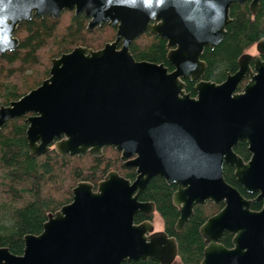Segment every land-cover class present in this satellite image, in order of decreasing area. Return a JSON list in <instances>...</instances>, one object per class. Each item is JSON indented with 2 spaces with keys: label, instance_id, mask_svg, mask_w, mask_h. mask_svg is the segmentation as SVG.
Masks as SVG:
<instances>
[{
  "label": "water",
  "instance_id": "95a60500",
  "mask_svg": "<svg viewBox=\"0 0 264 264\" xmlns=\"http://www.w3.org/2000/svg\"><path fill=\"white\" fill-rule=\"evenodd\" d=\"M248 0H0V55L15 50L19 24L65 11L84 14L87 29L108 24L114 40L97 50L76 46L51 60L48 76L19 99L0 105V131L26 116L31 156L47 154L100 157L104 148L120 154L129 180L108 172L94 187L78 182L71 201L48 214L39 234L23 237L22 253L0 247V264H124L155 259L172 264L174 237L155 231L153 222L135 223L155 212L139 196L149 180L175 185L172 204L183 225L196 205L222 208L199 233L205 242L200 264H264V38L257 55L245 53L238 69L220 83L202 79L205 47L218 45L234 3ZM260 0H249L255 15ZM145 31L166 41L172 66L136 60L129 47ZM194 82L195 96L185 92ZM240 90L238 84L245 80ZM245 141L250 156L234 151ZM233 168L236 181L260 210L223 176ZM231 235V247L220 239Z\"/></svg>",
  "mask_w": 264,
  "mask_h": 264
},
{
  "label": "trees",
  "instance_id": "16d2710c",
  "mask_svg": "<svg viewBox=\"0 0 264 264\" xmlns=\"http://www.w3.org/2000/svg\"><path fill=\"white\" fill-rule=\"evenodd\" d=\"M225 35L213 48L206 47L201 59L206 68L202 79L215 83L222 82L228 74L238 69V59L246 50L264 38V0L259 1V10L252 16L247 1L234 3L229 11ZM88 18L84 14H72L69 24L58 28L55 19L48 16L24 21L16 28L18 47L0 55V62L7 66L18 65L20 82L0 79V105L19 99L31 89L37 87L48 75V68L41 65L44 61L59 57L73 47L87 45L84 36ZM108 25V24H104ZM103 25V26H104ZM102 26V27H103ZM107 43V42H106ZM97 50L101 48L94 45ZM88 48V47H86ZM45 50V51H42ZM129 50L136 60H145L164 64L169 70L172 66L166 60V41L150 32L133 41ZM185 82V92L195 96L194 82ZM243 82L238 85L240 90ZM26 116L8 121L0 131V247H7L13 254H21L23 237L37 235L50 213L71 201L73 187L81 181L95 184L94 177L109 171L110 161L103 162L101 157L59 155L51 149L45 155H30L26 139ZM235 153L244 161L249 159L247 144L239 141L234 147ZM91 156V155H90ZM92 157V156H91ZM223 176L227 183L235 187L245 198L252 199L251 210L261 209L262 201L254 200L255 194L246 193L236 181L233 168L223 165ZM123 177L133 180L135 173L130 170ZM175 185H168L159 177L149 180L139 200L153 202L155 211L163 222V231L174 237L178 245L179 264H200L205 242L199 233L200 226L211 215L217 213L221 204L206 202L196 205L192 215L183 225L181 232L175 230L179 217L177 208L172 204ZM136 222L139 218L136 217ZM231 235L224 233L220 242L231 247ZM124 264H159L155 259L138 260Z\"/></svg>",
  "mask_w": 264,
  "mask_h": 264
},
{
  "label": "rangeland",
  "instance_id": "374dc122",
  "mask_svg": "<svg viewBox=\"0 0 264 264\" xmlns=\"http://www.w3.org/2000/svg\"><path fill=\"white\" fill-rule=\"evenodd\" d=\"M73 13H74L73 11H65L58 18H55V21H57V23L59 24L58 28H60V30L64 29L69 24L70 17ZM87 31L88 33H86L84 36V41L86 42L87 45H79V46L95 48L94 45H99L100 47H102L106 42L108 43L113 41L115 37V28L110 25H104L103 27H95L91 30L87 29ZM246 52L250 54H256L255 47H251L249 51ZM40 62L42 66H44L45 64L49 71V68L51 66V59L49 61H44V58L40 56ZM25 69L26 68L18 70L17 64H14L13 66H7L5 62H0V79H2L3 81H9L11 79L12 82H17V81L20 82L21 76H19V74ZM93 157L94 155L89 153V156L85 157V163L88 162V158L91 159ZM100 157L102 158L104 163L110 161L111 167L109 171L100 173L99 175L94 177V181L96 183L98 181H101L105 177V175L110 171H117L121 176H123V174L131 170L122 167L120 161V154L117 151H115L112 147L104 148L102 151V155ZM152 222L155 231L163 230V222L157 213L152 214ZM173 264H179V259L176 258Z\"/></svg>",
  "mask_w": 264,
  "mask_h": 264
},
{
  "label": "flooded vegetation",
  "instance_id": "af4514ba",
  "mask_svg": "<svg viewBox=\"0 0 264 264\" xmlns=\"http://www.w3.org/2000/svg\"><path fill=\"white\" fill-rule=\"evenodd\" d=\"M247 3L249 4V0L247 1ZM231 8V7H230ZM249 8V7H248ZM230 11V10H229ZM252 15V14H251ZM252 16H254V15H252ZM226 29V28H225ZM147 32H149V31H145L142 35H144L145 33H147ZM141 36V35H140ZM139 36V37H140ZM133 43V42H132ZM131 43V44H132ZM257 43V42H256ZM251 47H255V44L254 45H252ZM251 47H249L246 51H249V49L251 48ZM206 48V47H205ZM204 48V49H205ZM210 48V47H209ZM167 50V49H166ZM256 51V50H255ZM245 53H248V52H245ZM250 54V53H249ZM251 55H257V53L256 54H251ZM261 59H264V57H262L261 56ZM189 80V79H188ZM190 81V80H189ZM243 82V84L246 82V79L245 80H243V81H241L240 83H242ZM121 161V160H120ZM121 165H122V167L123 168H125V169H131V170H133V172L135 173V169L134 168H126V167H124L123 166V164H122V161H121ZM99 182V181H98ZM97 182V183H98ZM97 183H95V184H93V183H90V184H92L94 187H96L97 186ZM140 197V196H139ZM154 213H157L156 211L154 212ZM136 217H138L139 218V221L138 222H136L135 221V223H140V222H143V221H146V220H149V221H151L152 222V214L150 215V216H142V215H138V216H136ZM135 220H136V218H135ZM224 235V234H223ZM222 235V236H223Z\"/></svg>",
  "mask_w": 264,
  "mask_h": 264
},
{
  "label": "bare ground",
  "instance_id": "6f19581e",
  "mask_svg": "<svg viewBox=\"0 0 264 264\" xmlns=\"http://www.w3.org/2000/svg\"><path fill=\"white\" fill-rule=\"evenodd\" d=\"M239 84H240V83H239ZM239 84H238V85H239ZM237 88H238V86H237ZM237 88H236V90H237ZM237 91H238V90H237ZM228 184H229V183H228ZM229 185H230V184H229ZM231 186H232V185H231ZM232 187H233V186H232Z\"/></svg>",
  "mask_w": 264,
  "mask_h": 264
}]
</instances>
